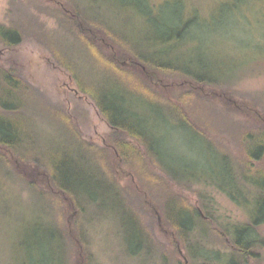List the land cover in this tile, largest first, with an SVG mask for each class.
<instances>
[{
	"label": "trees",
	"instance_id": "obj_1",
	"mask_svg": "<svg viewBox=\"0 0 264 264\" xmlns=\"http://www.w3.org/2000/svg\"><path fill=\"white\" fill-rule=\"evenodd\" d=\"M16 1L13 0V7ZM41 1L54 3L49 9L59 7V12L49 14L58 17L66 33L78 40L72 43V58L65 59L61 51H54V43L57 47L59 41H55L51 32H43L36 18L26 16L27 21L11 19L9 26L0 24V44L3 52L7 51V57L4 53L0 56V199H4L0 210L10 212L14 207L15 185L22 180L45 213L52 216L54 208L58 227L57 233L36 234L32 246L25 243L27 249L32 247L29 263H55L61 254L62 264H99L91 247L88 224L119 220L127 231V242H137L136 248L148 252L152 258L160 255V251L162 264H169V255L158 247L155 228L175 236L179 245L177 253L184 251L190 264H261L264 259L261 252L264 236L259 233L264 225V109L259 108L264 104L262 100L235 99L230 91L214 89L222 74L214 69L213 81H210L184 69L177 59L167 62L147 59L123 42L130 41L126 34L77 0ZM222 1V8L233 12L249 0H230V5ZM144 7L141 0L132 4V8L141 9V15L151 13L154 6L147 1ZM185 7L180 3L174 12L180 18L192 17L184 22L157 23V27L167 29L154 41H173L175 48L186 39L200 12L208 10L192 3ZM12 11L11 8L10 14ZM36 43L47 46L52 52L49 58L52 66L69 74L77 90L94 100L112 132L105 146L99 147L85 139L71 115L61 105L53 104L40 87L22 75L24 65L19 55H32L33 50L39 52L40 45ZM75 51L80 54L74 55ZM83 52L94 60L100 72L117 78L118 89L106 88L105 83H99L100 88L86 85L80 77L85 69L78 60ZM216 63L213 61V65ZM170 78L175 81H169ZM156 89L162 92L159 94ZM170 89H183L184 98L172 96ZM119 91L129 96L121 97ZM131 93L139 94L148 104L166 107L167 123L191 129L202 137L211 128L209 118H213V131L219 125L212 112L206 107L201 109L200 102L194 101V95L212 104L221 101L230 111L244 117L247 123H234L231 129L239 146L238 153L221 146L213 137L210 139L207 133V139L213 143V158L220 157L213 162V175L222 182L205 181L206 186H216L244 210V221H225L215 216L214 197L207 188L199 187L204 182L196 173L187 177L178 171L170 173L163 169L161 137L149 125L157 123V118L140 116L139 120L145 126L148 124L149 129L142 130L138 120L131 116L136 107ZM123 100L125 103L120 102ZM40 120L46 121L49 127L45 128ZM51 137L77 138L78 145L90 150L91 158L85 159L88 163L74 158L65 146L51 145ZM121 175L130 178L131 183H122ZM188 190L200 196L198 202L190 200L186 195ZM52 239L58 240L57 250L51 247ZM214 242L224 249H216ZM177 253L175 260L183 264Z\"/></svg>",
	"mask_w": 264,
	"mask_h": 264
},
{
	"label": "rangeland",
	"instance_id": "obj_2",
	"mask_svg": "<svg viewBox=\"0 0 264 264\" xmlns=\"http://www.w3.org/2000/svg\"><path fill=\"white\" fill-rule=\"evenodd\" d=\"M64 1L66 2V0ZM77 1L84 8H93L95 12L100 14V17L106 18L117 31L126 34L130 41L123 42L147 59L165 62L177 59L181 61L184 69L199 76L207 77L210 81H213L214 69V71L222 73L214 89L230 91V96L235 99L251 101L261 99V102L264 103V0H249L233 12L222 8V0H218L215 5V0H213L211 12V0H147L154 6V12H147L145 15L140 14L141 9L132 8V4H137L138 0ZM147 1L141 0L143 8H145L144 5L147 4ZM224 1H227L229 5L231 4L230 0ZM190 2L199 9L206 7L208 10L200 12L198 21L193 24L186 39L177 43L175 48H173V41H154V39L164 35L167 29L161 28L162 26L157 27V23H178L179 20L184 22L188 17H192V15H185L184 17L182 15L180 18L174 12L180 3L184 5V8H187L185 5H191ZM175 3L178 6H174ZM53 6L54 3H43L41 0H17L13 7V0H0V24L9 26L12 23L11 19L19 22L27 21L26 16L36 18L37 22L41 23L40 27L43 32H51L56 37L55 41H59L60 44L57 47L54 43V51H61L65 59H70L73 53L72 43L78 40L66 33L58 22V17L49 14L50 11H60L59 7L49 9ZM11 8L13 11L10 14ZM43 42L46 43L47 41ZM2 49L0 44V52L4 53ZM37 49L39 52L29 50L32 55H19V60L24 65L22 75L40 87L53 104L61 105L71 115L85 139L99 147L105 146L111 138L112 132L107 121L100 115L94 100L87 95H82L77 90L76 82L69 74L56 70L52 66L49 61L52 52L47 46L40 45ZM6 52L4 53L5 57H7ZM79 54L80 52L77 51L74 53V55ZM78 60L80 66L85 69L80 77L86 85L97 88L101 87L99 83H105L106 88L119 86L117 78L100 72L94 60L89 59L86 53L83 52ZM213 61L218 63L213 65ZM169 81L174 82L175 80L170 78ZM170 90L172 96H185L183 89ZM156 91L159 94L162 92L160 89H156ZM100 93L102 92L100 91ZM119 94L121 97L129 96L122 91H119ZM131 94L136 100V107L132 109L131 116L138 120V126L142 130L143 128L149 129L148 124L145 126L139 120L141 119L140 116H150V120L157 118V123H149V125L155 127L154 129L161 137L159 148L162 154L163 169L170 173L178 171L181 174H186L187 177L196 173L204 182L199 187L207 188L214 197L215 216L225 221H244L246 219L244 210L233 203L216 186L209 188L205 182H213V179L222 182L217 175H213V162L218 161L220 157L213 158V143L208 139L214 138L221 146L234 153L240 152L236 137L231 129L234 123L239 125L247 123L244 117L235 111H230L228 106L221 101H214L212 104V101H204L198 95L193 94L194 101L200 102L201 109L206 107L212 112L219 125L213 131V118H209L211 128L206 129L207 133L210 134L207 139V133L205 137H202L191 129L167 123L165 118L169 115V110L166 107L148 104L139 94ZM124 101L120 102L125 103ZM194 101L190 103L192 104ZM263 105H259L261 110L264 109ZM40 122L45 124V128L49 127L46 121L40 120ZM56 144L65 146L74 158H81L85 162H87L85 159L91 158L90 150L78 145V139L75 137H67L66 139L51 137V145ZM89 168L91 167L89 166ZM129 179L124 175L120 176L121 182L125 185L131 183V179ZM133 180L136 181V178L133 177ZM196 187L198 186H193V188ZM14 191L17 195L13 199L14 207L11 208L10 212L5 210L3 213L0 210V264H31L28 253L32 251V247L27 249L25 243H30L32 246V243L37 239L35 235L39 232L42 234L47 231L49 233L58 232L54 220L55 211L54 208L51 209L52 216L45 213L43 207L41 208L39 205L40 203H36L38 199L34 200L32 190L22 180L17 181ZM186 195L193 203L198 202L200 198L195 191L191 190L186 191ZM3 203L4 199H0V208ZM32 204L37 205L34 207L31 206ZM65 223L66 219L63 221V225ZM88 227L91 234V247L98 257L99 264L163 263L160 251V255L155 254L152 258L148 252H140L136 248L137 242H127V231L119 220L114 222L110 220L93 221L88 224ZM259 233L264 236V225L259 228ZM155 235L160 244L158 247L165 250L169 255L168 263L179 264L175 260V253L178 252L175 236L161 228H155ZM51 241H53L51 247L53 250H57L58 240L52 239ZM219 244L214 242L213 246L223 250L224 248ZM261 252L264 258V248ZM184 255V251L183 254L180 251L179 254L177 253L178 260L186 264L185 259L187 258ZM63 258L64 256L60 254L58 261L49 264H62ZM261 264H264V259Z\"/></svg>",
	"mask_w": 264,
	"mask_h": 264
},
{
	"label": "water",
	"instance_id": "obj_3",
	"mask_svg": "<svg viewBox=\"0 0 264 264\" xmlns=\"http://www.w3.org/2000/svg\"><path fill=\"white\" fill-rule=\"evenodd\" d=\"M0 53H2V52H0ZM160 220H161V218H160ZM181 253L183 254V251H181ZM185 262H186V264H189V261L187 259H185Z\"/></svg>",
	"mask_w": 264,
	"mask_h": 264
}]
</instances>
